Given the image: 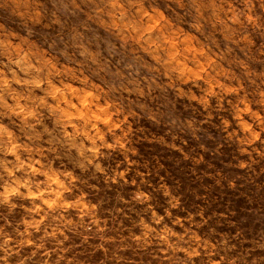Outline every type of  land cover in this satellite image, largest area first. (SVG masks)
Returning <instances> with one entry per match:
<instances>
[{
  "label": "clouds",
  "instance_id": "9594fccd",
  "mask_svg": "<svg viewBox=\"0 0 264 264\" xmlns=\"http://www.w3.org/2000/svg\"><path fill=\"white\" fill-rule=\"evenodd\" d=\"M0 264H264V0H0Z\"/></svg>",
  "mask_w": 264,
  "mask_h": 264
}]
</instances>
